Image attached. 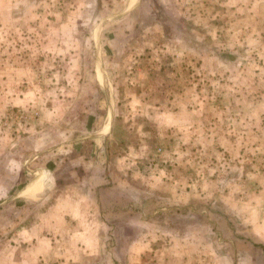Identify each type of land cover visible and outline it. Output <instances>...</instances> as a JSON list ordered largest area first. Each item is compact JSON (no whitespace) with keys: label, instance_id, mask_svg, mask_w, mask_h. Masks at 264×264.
Masks as SVG:
<instances>
[{"label":"rangeland","instance_id":"obj_1","mask_svg":"<svg viewBox=\"0 0 264 264\" xmlns=\"http://www.w3.org/2000/svg\"><path fill=\"white\" fill-rule=\"evenodd\" d=\"M20 2L0 0L3 12L19 4L21 8L19 15L0 16V21L6 25L2 27L6 31H0V264H15L14 240L18 238V232L29 231V216L38 212L34 200L15 198L16 190L34 174L27 167L35 166V163L29 164L30 155L69 139L74 141L69 140L70 143L60 150L64 155L71 154L70 151L76 153L87 148L96 149L94 145L90 146V140L83 144L82 136L95 133L94 130L99 125L103 127L114 112L118 125L114 137L125 140V137L132 136L129 142L133 144L130 145L134 149L137 147L133 153L147 154L143 160L131 164L139 174L138 178L141 177L142 181L146 177L152 179L157 171H163V178L174 179L183 190L193 192L190 206L164 210L165 222L160 223L157 219L156 223H151L148 228L150 233L154 232L167 241L172 236H179L187 225H192L190 222L205 221L209 223L214 251L223 248L230 252L233 249L234 264H264V241L261 236L260 239L255 238L260 234H252V225L248 224L252 217L264 218V207L236 208L234 204V200L250 202L257 198L255 190L246 188L243 191L242 186L250 188L248 184L254 181L264 184V110H258V126L256 123L250 128L227 129L228 138L232 139L227 148L220 138V129L205 130L200 126L204 122L209 124L208 119L200 117L210 111L205 96L197 117L200 127L191 129V142L177 144L176 140L180 136H188V133L166 128L170 123L169 116L164 115L166 111L158 107L150 108L156 106L154 101L158 97H151L148 101L147 96L138 95L142 84L155 90L159 83V79H155L160 76L157 75L159 64L134 58L130 50L122 46V38L115 39L117 36L124 37L123 34L136 25L138 28L132 31V41L143 34L156 43L157 32L151 27L145 29L146 26H140L147 21L148 26L156 24V0H138L133 5L138 6L134 12L124 14V17H112L111 20L112 15L124 11L127 0ZM32 4L38 7L36 23L25 15V10L27 12L29 5L33 7ZM44 10L50 15L39 14ZM64 19L70 21L64 22L67 27L57 28L56 24ZM97 25H104V28L99 30ZM48 26L52 27L48 29ZM173 33L165 31L164 34L171 40ZM45 40H51L53 44L44 45ZM151 60L156 61L155 58ZM244 66L246 78L240 81L242 88L257 90L262 97L264 63L258 66L255 74L253 65L247 63ZM147 68H151V72L156 71L149 74ZM168 80L165 86L174 91L186 87L185 81L175 80L171 72ZM207 92L204 91V94ZM236 98V102L228 107L230 120L237 115L245 116L244 126L250 125L252 119L249 117L254 107L251 109L242 98ZM166 106L174 107L171 102ZM204 131L211 135H206ZM173 132L175 135L172 137L176 140L169 137ZM139 139L143 141L141 149ZM119 142V139L117 142L112 140L110 146L115 155L127 151V146ZM252 173L257 174L252 176ZM204 179L213 180L215 187L199 190ZM107 203L104 201L102 206L107 207ZM114 229L109 225L106 231L110 238L107 239L110 245H117L116 252H121L114 258L116 264H125L122 238L127 230L116 228L120 232H113ZM133 230L136 232V229ZM112 233H118V236L120 233L122 238L113 243ZM26 246L27 242L22 249L29 252ZM26 262L28 260L23 259L22 263Z\"/></svg>","mask_w":264,"mask_h":264},{"label":"crops","instance_id":"obj_2","mask_svg":"<svg viewBox=\"0 0 264 264\" xmlns=\"http://www.w3.org/2000/svg\"><path fill=\"white\" fill-rule=\"evenodd\" d=\"M137 2L127 0L124 11L109 19L134 12L138 6L133 5ZM20 4L4 12L0 10V16L21 14ZM156 4V24L148 26V21L140 24L141 27L146 26L145 29L151 27L152 31L157 32L156 43L143 34L140 37L137 35L134 38L136 41H132V31L138 28L136 25L132 28L129 26L124 37H115L122 38V46L128 48L134 58L159 64V73L156 74L160 76L155 77L159 83H156L155 90L142 84L138 95L147 96L148 101L151 97H158L154 101L156 106H148L166 111L164 115L170 119L166 128L188 133V136H180L178 140L172 137L175 132L170 134L169 137L176 140L177 144L191 142V129L196 130L201 126L205 130L220 129L222 143L228 148L232 139L228 138L227 129L250 128L256 126V123L258 126L260 121L257 114L264 110L261 104H264V95L261 97L257 90L242 88L240 82L246 78L245 64L253 65L255 74L258 66L264 63V0H156ZM32 5H29L27 12L25 10V15L36 23L38 7ZM39 14L45 17L50 15L45 10ZM65 21L68 20L64 19L56 27H67ZM97 26L99 30L104 28V25ZM2 27L6 25L0 21V31ZM29 28L28 31H31ZM165 31H174L171 40L166 38ZM45 37L47 39V35ZM52 42L47 40L44 45ZM150 69L147 68L149 74L156 71L151 72ZM170 72L175 80L185 81L184 89L174 91L165 86L169 83ZM204 91L209 93L204 94ZM205 96L210 111L208 114L202 113L200 117L208 119L209 124L204 122L199 126L197 117ZM236 97L242 98L251 109L254 107L249 117L252 119L250 125L244 126L245 116L237 115L230 120L228 107L236 102ZM164 101L171 102L174 107H167ZM132 110L134 113L135 109ZM107 119L103 127L99 125L94 130L95 133L82 136V143L90 140V146L96 148L94 150L87 148L84 152L70 151L71 154L64 155L60 150L74 141L69 139L68 142L62 141L30 155L29 164L35 163V166L27 167L34 174L16 190L15 198L34 200L38 212H32L29 216V231L18 232V238L14 240L15 264H23V259L28 260L26 264H116L114 258L121 252H116L117 245L108 242L107 238L110 237L106 230L109 225L115 227L113 232L116 228L127 230L123 238L120 233L119 236L118 233H112L113 243L119 238L124 239L122 250L125 264H234L233 249L229 252L222 248L216 252L212 248L208 222L192 221L189 223L192 225H187L179 236H172L167 241L160 239L154 232L150 233L148 228L151 223H156L157 219L160 223L165 222L164 210L190 206L193 192L183 190L174 179L163 178V171H157L152 179L146 177L142 181L141 177L138 178L139 174L131 164L143 160L147 154L133 153L137 147L134 149L130 145L133 144L129 142L132 136L125 137V140L114 137V132L116 134L118 130L115 112ZM204 133L211 135L207 131ZM118 139L127 146V151L115 155L110 146L112 140L117 142ZM138 144L141 149L143 141ZM256 174L252 173V176ZM212 181L204 179L199 190L206 191L208 187H215ZM248 185L251 187L242 186L243 191L246 188L255 190L258 199L255 197L250 202L234 200L236 208L263 209V182L254 181ZM104 201H108L107 207L102 206ZM159 211L162 213L159 214ZM153 217L156 218L154 221ZM248 224L252 225V234H260L255 238L260 239L261 236L264 241V218L252 217ZM26 242L29 252L22 249Z\"/></svg>","mask_w":264,"mask_h":264}]
</instances>
